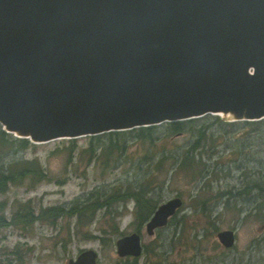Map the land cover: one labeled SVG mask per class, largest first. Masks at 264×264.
<instances>
[{
    "label": "water",
    "instance_id": "95a60500",
    "mask_svg": "<svg viewBox=\"0 0 264 264\" xmlns=\"http://www.w3.org/2000/svg\"><path fill=\"white\" fill-rule=\"evenodd\" d=\"M264 119V0H0V124L32 143ZM182 205L159 204L152 235ZM225 248L232 229L217 232ZM138 257L141 236L116 242ZM94 249L67 264H98Z\"/></svg>",
    "mask_w": 264,
    "mask_h": 264
},
{
    "label": "rangeland",
    "instance_id": "374dc122",
    "mask_svg": "<svg viewBox=\"0 0 264 264\" xmlns=\"http://www.w3.org/2000/svg\"><path fill=\"white\" fill-rule=\"evenodd\" d=\"M219 117L230 121L229 116ZM211 130L215 140L199 150L196 159L201 157L202 165L194 177L176 171V160L193 139L190 132L170 137L160 132L150 161L143 159L146 150L141 145H133L107 166L101 159L87 164L88 153L77 154L87 146L86 137L76 138L78 148L71 161L69 139L33 143L34 147L19 151L11 147L7 159L36 158L52 179L10 184L0 194L8 220L27 206L35 212L54 205L68 207L97 193L108 196L112 191L137 188L150 179L147 195L156 207L175 196L182 199V205L152 235L146 232V221L137 222L134 199L98 209L89 223L82 220L78 230L75 216L60 217L55 224L40 220L8 225L0 228V264H67L84 249L98 253V264H264V219L253 209L258 193L237 194L247 180L264 181V162L258 161H264V139L254 136L249 145L239 146L230 140L222 142L216 136L218 128ZM163 154L166 159L156 169V160ZM225 191L235 195H219ZM223 229L235 233L231 248L217 239ZM132 232L141 236V255L119 257L116 240Z\"/></svg>",
    "mask_w": 264,
    "mask_h": 264
},
{
    "label": "trees",
    "instance_id": "16d2710c",
    "mask_svg": "<svg viewBox=\"0 0 264 264\" xmlns=\"http://www.w3.org/2000/svg\"><path fill=\"white\" fill-rule=\"evenodd\" d=\"M212 127L218 128L217 137L222 138V142L226 140L234 141L239 146L249 145V140L254 136H259L264 139V119L259 121H227L219 117V115H206L200 118L189 119L184 121L167 122L161 125L144 126L125 131H112L101 135L87 136V146L79 149V156L87 154V164L93 160L101 159L105 166L115 161L118 157L126 155V152L133 145H141L146 150L143 155L145 161H150L149 158L155 154L154 148L160 139V132L164 136H175L185 132L192 133L193 139L185 148L181 158L176 160V171L189 174L194 177L196 172H199V165H202L201 157L196 159L199 150L205 147H210L215 138L211 130ZM214 144L211 147H215ZM30 146H35L29 139L19 138L7 133L0 127V194L4 193L10 184H21L25 179L31 182H40L42 180H51L52 178L45 170L44 166L36 159H7L11 147L15 150H24ZM78 148L76 139H69V161L74 157V151ZM166 155L156 160L155 168L162 167ZM263 163L260 158L258 160ZM152 180H145L140 183L137 188L127 189L125 191L116 190L108 196L97 193L84 201H76L70 206L54 205L42 208L40 212H35L31 207H24L13 214L8 220L3 209L5 202H0V228L8 225L33 223L36 221H47L55 224L56 221L63 216H75L77 218L76 227L82 226V220L86 219L89 223L95 216V212L104 207L109 208L113 203L119 201H127L134 199L136 204L135 217L137 222L142 224L145 222L155 210V202L147 194L151 191ZM245 186L237 194H250L252 191L258 193L254 211L264 219V181L262 179L246 181ZM231 194L230 191L221 192L219 195ZM109 212V211H108ZM85 222V223H86ZM75 227V228H76ZM118 228V227H117ZM116 230V226L114 227Z\"/></svg>",
    "mask_w": 264,
    "mask_h": 264
},
{
    "label": "flooded vegetation",
    "instance_id": "af4514ba",
    "mask_svg": "<svg viewBox=\"0 0 264 264\" xmlns=\"http://www.w3.org/2000/svg\"><path fill=\"white\" fill-rule=\"evenodd\" d=\"M174 216V215H173ZM150 218V217H149ZM170 219V218H169ZM148 221V219L146 220V222ZM169 221V220H168ZM145 229H146V224H145ZM126 257H133V256H126ZM135 260V259H134Z\"/></svg>",
    "mask_w": 264,
    "mask_h": 264
}]
</instances>
